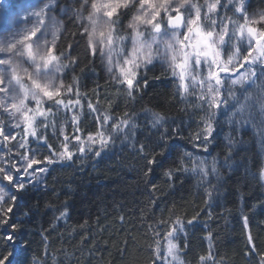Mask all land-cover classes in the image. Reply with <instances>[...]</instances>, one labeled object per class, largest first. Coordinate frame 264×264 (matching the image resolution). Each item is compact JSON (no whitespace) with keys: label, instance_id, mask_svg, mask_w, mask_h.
Masks as SVG:
<instances>
[{"label":"snow or ice","instance_id":"snow-or-ice-1","mask_svg":"<svg viewBox=\"0 0 264 264\" xmlns=\"http://www.w3.org/2000/svg\"><path fill=\"white\" fill-rule=\"evenodd\" d=\"M83 61L87 64L80 67ZM158 64L172 83L170 102L178 98L187 127L195 125L187 136L184 119L177 123L148 106L132 110L150 84L161 80L148 75ZM96 67L114 92L104 93L99 83L82 91L84 74ZM121 102L123 110L117 112ZM221 117L237 130L251 126L264 149V0L257 6L252 0H65L63 5L60 0H0V248L8 249L0 252V264H25L30 242L12 222V213L19 193L38 190L42 182L47 188L56 166L110 157L119 146L146 160L145 178L159 167L172 185L187 174L197 177L198 187L210 177L219 182L221 164L236 167L238 142L231 134L225 137L223 162L199 153H210ZM183 140L193 151L180 148ZM160 157L171 159L165 166ZM259 179L264 182V165ZM146 190L151 198L157 186L146 180ZM215 194L218 186L205 189L209 218ZM62 207L56 223L69 218L66 201ZM151 207L155 213L157 199H151ZM200 215L186 221L173 209L164 219L153 215L147 225V264H185L188 229L199 224ZM242 220L245 255L264 264L249 217ZM41 235L44 259L33 257L32 264H47V232ZM203 239L208 250L197 264H224L215 258L213 233ZM126 251L125 241L121 252Z\"/></svg>","mask_w":264,"mask_h":264},{"label":"trees","instance_id":"trees-1","mask_svg":"<svg viewBox=\"0 0 264 264\" xmlns=\"http://www.w3.org/2000/svg\"><path fill=\"white\" fill-rule=\"evenodd\" d=\"M64 2L60 0L61 5ZM252 3L257 6L260 0H252ZM60 18L67 20V17ZM85 64L87 61H83L80 67ZM148 75H159L161 80L150 84L142 98L138 97L132 110L139 111L144 106L161 110L175 117L177 123L181 119L185 120L184 136L194 131L195 125L189 129L186 117L179 111L182 105L178 98L170 102L172 83L170 77L163 74L162 67L158 64ZM106 79L99 67H96L95 73L89 68L84 74L82 83L85 87L82 91L90 92L99 83L104 93L114 92V87L105 83ZM104 103L107 101L104 100ZM122 110L121 102L116 111ZM139 123L141 127L144 126L143 116ZM85 124H90V120L86 118ZM253 132L251 126L246 125L237 130V126L227 124L224 117L220 118L210 153L199 154L206 155L209 160L218 156L223 162L228 151L225 137L231 134L238 142L232 158L236 167L229 170L221 164L222 179L218 182L215 177H210L209 183L199 187L197 177L191 174L177 177L172 185L159 167L145 178L143 169L146 160L129 147L118 146L110 157L99 160L89 157L66 166L54 167L47 176V188L42 182L38 190L28 188L19 193L20 198L12 213V222L18 224L23 230L24 239L30 242L24 254L25 264H32L33 257L44 259L43 232H47V264H53V257L56 258V264H147L151 255L147 250L151 243L147 225L153 215L157 219L167 218L169 209H173L185 221L201 213L199 224L188 229L189 247L183 256L185 264H197L198 257L206 254L208 241L203 237L208 232L213 233L212 244L217 261L223 260L224 264H257L256 256L245 255L247 249L242 220L245 215L249 217V227L257 250L264 252V182L259 179V169L264 165V149ZM146 134L147 129L140 134L139 139L144 140ZM179 144L181 149L193 151L187 140L179 141ZM176 152L177 149H173L172 155L175 156ZM160 159L166 166L171 158ZM246 168L249 171L246 172ZM250 172H256V177ZM146 180L157 186L151 198L146 190ZM213 186H218V194L211 201L212 215L209 218L205 189ZM151 199H157L155 213L152 212ZM65 201L69 218L56 223L54 217L63 211ZM3 207H7V203ZM120 217L124 218L123 223ZM2 232L3 229H0V234ZM125 241L127 251L122 254ZM2 245L3 241L0 240ZM7 251L0 248V252ZM20 258L18 255L17 260Z\"/></svg>","mask_w":264,"mask_h":264},{"label":"rangeland","instance_id":"rangeland-1","mask_svg":"<svg viewBox=\"0 0 264 264\" xmlns=\"http://www.w3.org/2000/svg\"><path fill=\"white\" fill-rule=\"evenodd\" d=\"M11 126V125H10Z\"/></svg>","mask_w":264,"mask_h":264}]
</instances>
